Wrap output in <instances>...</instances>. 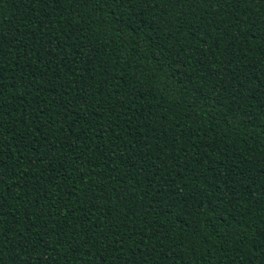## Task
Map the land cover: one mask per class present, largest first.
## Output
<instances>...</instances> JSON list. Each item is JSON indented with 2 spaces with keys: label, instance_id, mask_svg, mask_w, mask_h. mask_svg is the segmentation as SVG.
Returning <instances> with one entry per match:
<instances>
[{
  "label": "trees",
  "instance_id": "trees-1",
  "mask_svg": "<svg viewBox=\"0 0 264 264\" xmlns=\"http://www.w3.org/2000/svg\"><path fill=\"white\" fill-rule=\"evenodd\" d=\"M0 264H264V0H0Z\"/></svg>",
  "mask_w": 264,
  "mask_h": 264
},
{
  "label": "snow or ice",
  "instance_id": "snow-or-ice-1",
  "mask_svg": "<svg viewBox=\"0 0 264 264\" xmlns=\"http://www.w3.org/2000/svg\"><path fill=\"white\" fill-rule=\"evenodd\" d=\"M3 183V181H0V184H2Z\"/></svg>",
  "mask_w": 264,
  "mask_h": 264
}]
</instances>
